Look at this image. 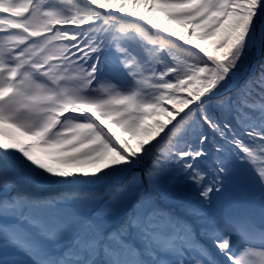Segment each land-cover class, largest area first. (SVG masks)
I'll list each match as a JSON object with an SVG mask.
<instances>
[{
    "label": "snow or ice",
    "instance_id": "snow-or-ice-1",
    "mask_svg": "<svg viewBox=\"0 0 264 264\" xmlns=\"http://www.w3.org/2000/svg\"><path fill=\"white\" fill-rule=\"evenodd\" d=\"M0 264H264V0H0Z\"/></svg>",
    "mask_w": 264,
    "mask_h": 264
},
{
    "label": "rangeland",
    "instance_id": "rangeland-1",
    "mask_svg": "<svg viewBox=\"0 0 264 264\" xmlns=\"http://www.w3.org/2000/svg\"><path fill=\"white\" fill-rule=\"evenodd\" d=\"M157 17L160 18V20L164 23H167V21H164V18H163V14L162 13H156ZM117 131L119 132V129H117Z\"/></svg>",
    "mask_w": 264,
    "mask_h": 264
}]
</instances>
